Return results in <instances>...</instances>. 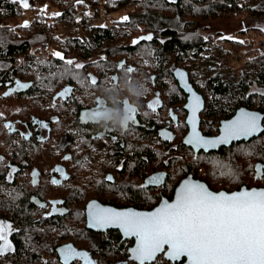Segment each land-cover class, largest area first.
I'll use <instances>...</instances> for the list:
<instances>
[{"label": "flooded vegetation", "instance_id": "flooded-vegetation-1", "mask_svg": "<svg viewBox=\"0 0 264 264\" xmlns=\"http://www.w3.org/2000/svg\"><path fill=\"white\" fill-rule=\"evenodd\" d=\"M37 1L47 8L34 11L27 25L38 15L40 19H46L43 26L50 39L47 47L29 55L30 60H50L49 55L53 53L54 58L64 63L66 71L62 77L44 78V68L30 63L22 72L16 69L13 78H7L5 85L0 87V130H7L13 138V151L6 152L7 144L4 142L0 153V194L4 199L13 198L18 209L26 204L25 211L29 215L35 214L36 220L63 216L73 208L80 209L85 216V224L66 227L107 234L118 231L101 232L88 226L89 205L97 203L115 209L151 210L162 199L172 200L178 185L188 177L206 183L216 192H233L242 187L264 188V178H258L256 172L257 166H264V132L250 141L235 142L230 147H221L210 153L186 143V137L191 132L187 123L188 95L174 77V71L178 68L184 70L192 88L204 100L200 131L206 138L218 136L222 123L234 117L239 109L264 114L261 111L264 110V86L257 80L252 89L256 106L235 108V101H228L225 108H235L233 114L223 119L216 129L202 130L201 117L206 102L199 89L202 74H206L204 69L190 73L186 65L175 67L174 63L168 65L166 61L157 60L153 64L148 61L151 44H155L158 37L146 32L142 25L137 31L132 29V25H126L124 18H128L127 14L119 18L118 13L127 12V9L99 16L89 14L62 19L57 7L58 0ZM65 8L63 6L62 10ZM17 13L18 5L14 15ZM257 23L258 27L262 24ZM211 27L213 32V25ZM23 28V32L17 31L27 36L29 32L26 27ZM243 30L240 33L244 38L238 36L239 39L231 40L244 41ZM148 36L152 39H146ZM258 36L261 40H258L255 48L261 54L264 53V36ZM56 37L65 38L63 50L55 48ZM118 45L131 49L127 50L125 58L115 60V66H111V63H107V57L111 48ZM217 45L220 49L215 47L212 59H224L223 72L227 77L230 74L226 70L232 69L227 66L225 55L234 49L228 48L224 41ZM80 48L82 55L77 53ZM217 49L224 56L218 57ZM238 51L239 58L245 55ZM55 53H60V57ZM142 58L148 61L144 64L146 68L158 66L166 69V65L174 68V78H125L123 69L126 68L130 76L133 75L137 68L134 64ZM19 59L28 58L23 55ZM68 61L73 63L69 65ZM77 64L83 67L77 69ZM246 69L247 60L235 77L239 78ZM235 82L245 85L248 80L235 79ZM18 84L27 86L18 88ZM155 101L159 103L155 104L153 110L149 105ZM129 109L133 110L134 122L128 121ZM97 110L98 118L89 119L87 114ZM6 124L11 128L5 127ZM123 126L127 130L121 132ZM165 134L171 138H166ZM251 142H254V152L251 151ZM239 148H243L240 154L235 152ZM246 148L250 150L249 153H246ZM200 161L207 163L201 173L196 168ZM154 176L160 177L158 183H151ZM53 180L57 183L54 184ZM28 221L18 224L19 229L15 230L7 216L1 218L0 224L10 226L8 240L13 248L0 255L2 258L18 260L22 255L31 253L41 262L65 263L64 250L71 248L86 256H74L67 264H97L98 259L72 242L51 240L53 229L64 225L52 221L32 225L41 230L40 235L47 239L27 240L22 229L30 227ZM16 232L19 233L18 243L15 240ZM126 241H131L132 245L134 243V240ZM159 260L171 264L165 258L158 257L156 262Z\"/></svg>", "mask_w": 264, "mask_h": 264}, {"label": "trees", "instance_id": "trees-1", "mask_svg": "<svg viewBox=\"0 0 264 264\" xmlns=\"http://www.w3.org/2000/svg\"><path fill=\"white\" fill-rule=\"evenodd\" d=\"M59 12L61 18H77L79 16H99L101 14L113 13L119 10L127 14L126 25H132L134 31L142 25L146 32L158 37L155 44H151L150 61L152 64L160 60L168 62V65L174 63L175 67L186 65L190 73L200 68L206 71L202 74V85L199 89L206 102V109L201 117L202 130H214L223 120L230 117L235 108L244 106L252 108L256 106V98L252 89L257 80L264 86V53H258L257 45L254 41L255 35L264 36V0H58ZM15 0H0V87L5 85L7 78L12 79L19 72L26 70L30 65L44 68V78H58L65 73L64 63L53 57L50 53V60L37 59L30 60L29 55L41 51L49 45L50 35L44 29L46 19H40L38 15L28 27L27 36H22L17 29L4 22L8 16L16 12ZM63 6H66L62 10ZM120 13V12H119ZM246 14L251 20L261 22V26H250L243 30L245 40H231L223 38L221 32H212V25L221 19L229 16H238ZM258 24V23H257ZM129 26V27H130ZM104 34L102 33V38ZM55 48L63 50L65 38H57ZM104 41V38H103ZM162 41V44H160ZM165 41V43H163ZM225 42L228 48L241 51L245 55L255 53L247 60V69L243 71L240 77L233 75L225 77L223 72V58H214L215 47L218 42ZM109 46V44H107ZM131 47L122 48L121 45L111 48L107 57V63L115 66V60L120 61L127 55V50ZM77 53L82 55L81 48ZM228 53V52H227ZM145 53V55H147ZM25 55L28 59H19ZM144 58L139 59L134 65L137 66L133 75H129L126 68L123 69L125 78H170L173 79V69L166 65V69L158 66L146 68L144 64L148 63ZM211 64V66H210ZM225 65V64H224ZM179 69V68H178ZM192 69V70H191ZM235 79H246L248 82H235ZM242 89V90H239ZM264 97V95L262 96ZM235 101V108L226 109L225 103ZM258 109V108H257ZM261 110V109H259ZM264 112V110H261ZM4 142L7 144L6 152H12L13 138L7 130H0V153ZM251 151L254 152V142H251ZM4 148V150H5ZM243 148L236 149L240 154ZM249 153V149L246 148ZM207 165L200 161L196 167L202 169ZM195 168V169H196ZM2 179L0 177V184ZM136 193V192H134ZM132 193V195H134ZM26 204L20 209L17 208L13 198L4 199L0 194V220L7 216L15 230H18V224L28 221L30 227H23L22 234L27 240L44 241L47 239L41 236V230L31 227L42 221H52L54 224L64 225V227H55L54 235L51 240L69 241L74 246L88 252L91 256L98 259L97 264H135L128 261V249L131 247V241H123L118 232L95 233L84 228L66 227L71 224H85V216L80 209L70 210V213L63 216H51L47 219L36 220L35 214L26 212ZM29 216V217H28ZM40 218V216H38ZM16 242H19V233L16 232ZM18 240V241H17ZM21 248V247H20ZM30 251V249H27ZM0 264H65L59 261L41 262L33 254L22 255L18 260L4 259L0 256ZM92 264V263H91ZM153 264H166L159 260Z\"/></svg>", "mask_w": 264, "mask_h": 264}, {"label": "snow or ice", "instance_id": "snow-or-ice-1", "mask_svg": "<svg viewBox=\"0 0 264 264\" xmlns=\"http://www.w3.org/2000/svg\"><path fill=\"white\" fill-rule=\"evenodd\" d=\"M22 4L25 8L29 7L27 0H22ZM23 26L27 27V22ZM146 39L151 40L152 37ZM55 55L60 57V53ZM67 63L71 65L73 62ZM75 67L79 69L83 66L77 64ZM177 75L181 79L184 77L183 72ZM26 86L17 85L18 88ZM156 103L159 101L149 107L155 110ZM189 107L192 111L189 121L192 133L186 143L197 148H213L264 131L261 117L245 112L224 125L223 135L219 139H207L196 130L199 98L193 96ZM87 116L95 120L99 110ZM129 120L134 122L131 109L128 110ZM5 127L11 128V125L6 124ZM165 136L171 138L167 134ZM256 172L258 178H264V166H257ZM159 181V176L151 178V183ZM53 183L57 181L53 180ZM89 218L94 227L115 225L123 229L125 235L135 237L137 243L132 249L131 258L139 264H152L161 253L170 261L186 257L187 264H264V190L213 193L202 184L185 181L173 203H163L153 212L116 211L93 204L90 206ZM10 230V226L0 224V255L13 250L8 240ZM64 251L65 264L74 256H86L71 248Z\"/></svg>", "mask_w": 264, "mask_h": 264}, {"label": "water", "instance_id": "water-1", "mask_svg": "<svg viewBox=\"0 0 264 264\" xmlns=\"http://www.w3.org/2000/svg\"><path fill=\"white\" fill-rule=\"evenodd\" d=\"M178 72H183V73H184V77H183V79H181V78L177 75ZM174 77L179 81L181 88H182V89L184 90V92L188 95V103H187V105H186V109L188 110L189 115H188V118H187V123H188V125H189V128H190L191 132H190L189 135L186 137V140L188 139V137H189V136L191 135V133H192V125H191V123L189 122V121L192 119V111H191V108L189 107V105L192 103V97H193V96L198 97V98H199V102H200V107H199V109H198L197 112H196L195 122H196V130H197V132H199L200 135L202 136V133H201V131H200V113L204 110V100H203L202 96L199 95V94H198V93L192 88V86H191V84H190V82H189L188 75H187V73H186L184 70H182V69H176V70L174 71ZM245 112L259 115V116L261 117V126H262V128H264V114H262V113H260V112H258V111H252V110H248V109H244V108H242V109H239V110L237 111V113L235 114L234 117H232L231 119H229V120H227V121H224V122L222 123V125H221V127H220V134H219L218 136L213 137V138H207V139H219V137L223 135V128H224V125L227 124V123H229V122H231V121H233V120H235V119H237L242 113H245ZM263 132H264V131H261V132L255 134V135H253V136H251V137H248V138H240V139L232 140V141H230V142L227 143V144H218V145H216V146L213 147V148H207V149H206V148H198V150H205L207 153H210V152H213V151H217V150L220 149L221 147H230V146H231L233 143H235V142L237 143V142H241V141H250V140L253 139V138L259 137ZM202 137H203V136H202ZM205 138H206V137H205ZM185 181H188V182H190V183H199V184H202V185H204L209 191H211V192H213V193L224 192V193H226V194H231V193L239 192V191H242V190H252V189L264 190V188H247V187H242L241 189L236 190V191H233V192H228V191H224V190H223V191H218V192H216V191L211 190V189L208 187V185H207L206 183H204V182H202V181H200V180H194V179H192L191 177H188V178L182 180L181 183L178 185V187H177V189H176V191H175V194H174V198H173L172 200L162 199V200L160 201V203H159L156 207H154L153 209H151V210H137V209H134V208H128V209H115V208H113V207L102 206V205L97 204V203H94V204H95V205H98L99 207H102V208H111V209H114V210H116V211H134V212H140V213H150V212L155 211L157 208H159L163 203H173V202L175 201L177 191L179 190V188L182 186V184H183ZM92 205H93V204H92ZM90 206H91V205H89L88 210H87V224H88V226L92 227V228H93L94 230H96V231H101V232H104V231H107V230H115V231L120 232V234H121L123 240H125V241H126V240H134L133 245H132V246L129 248V250H128V252H129V261H132V262H134V263H136V264H139L138 261H135L134 259L131 258L132 249L136 246V243H137L136 238H135V237H132V236L125 235L123 229H121V228H119V227H117V226H115V225H113V226H109V227H105V228L94 227V226L91 224V222H90V218H89ZM166 251H167V248L165 247V252H166ZM162 255H163V257H164L168 262H170L171 264H187V258H186V257H183V258H181L180 260H177V261H170V260H168V259L165 257L164 253L159 254V255L157 256L156 260L158 259V257H160V256H162ZM156 260L153 261L152 264L155 263Z\"/></svg>", "mask_w": 264, "mask_h": 264}, {"label": "rangeland", "instance_id": "rangeland-1", "mask_svg": "<svg viewBox=\"0 0 264 264\" xmlns=\"http://www.w3.org/2000/svg\"><path fill=\"white\" fill-rule=\"evenodd\" d=\"M37 0H27V3L29 4V7L25 8L23 7L22 0H15V2L18 5V13L17 15L9 16L4 22L6 24L14 26L16 29H18L20 32L24 31L25 23L27 24L32 20V16L34 15V11H43L47 7L46 5H41L38 3ZM119 18H124V12L118 13ZM257 25L256 21L251 20L246 14L238 15V16H229L225 19H221L213 24V32H221V36L224 38H231V39H239L238 36L243 37V34L240 33L241 30L248 28L250 26ZM63 29V28H62ZM251 34L254 36V41L258 42L261 38L258 35H255L256 33L251 30ZM246 37V36H245ZM257 44V43H256ZM258 46V45H257ZM218 47V45H217ZM220 49V47H218ZM264 48V47H263ZM219 49L216 51V55L218 57L224 56L223 52H221ZM235 50V49H234ZM232 52L227 53L225 55L227 57L226 64L229 66L232 70H229L233 73H230L226 70V73L230 75H237L239 71L245 66V60H248L249 57H252L255 55V53H252L250 55H243L241 58L237 56L236 50ZM239 52V51H238ZM240 53V52H239ZM242 54V53H240Z\"/></svg>", "mask_w": 264, "mask_h": 264}, {"label": "clouds", "instance_id": "clouds-1", "mask_svg": "<svg viewBox=\"0 0 264 264\" xmlns=\"http://www.w3.org/2000/svg\"><path fill=\"white\" fill-rule=\"evenodd\" d=\"M127 130V127L126 126H123L120 131L123 132V131H126Z\"/></svg>", "mask_w": 264, "mask_h": 264}, {"label": "built area", "instance_id": "built-area-1", "mask_svg": "<svg viewBox=\"0 0 264 264\" xmlns=\"http://www.w3.org/2000/svg\"><path fill=\"white\" fill-rule=\"evenodd\" d=\"M199 172L201 173V172H202V170H201V169H199ZM160 257H161V258H164V257H163V255H162V256H160Z\"/></svg>", "mask_w": 264, "mask_h": 264}, {"label": "bare ground", "instance_id": "bare-ground-1", "mask_svg": "<svg viewBox=\"0 0 264 264\" xmlns=\"http://www.w3.org/2000/svg\"><path fill=\"white\" fill-rule=\"evenodd\" d=\"M185 67V66H184ZM39 170V169H38ZM10 171V170H9ZM14 177V176H13ZM17 195V194H16ZM7 219V218H6Z\"/></svg>", "mask_w": 264, "mask_h": 264}]
</instances>
